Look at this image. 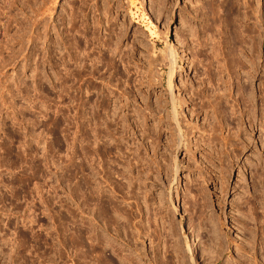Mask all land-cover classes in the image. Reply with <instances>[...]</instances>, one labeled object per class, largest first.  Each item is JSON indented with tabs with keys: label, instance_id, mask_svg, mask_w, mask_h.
<instances>
[{
	"label": "rangeland",
	"instance_id": "rangeland-1",
	"mask_svg": "<svg viewBox=\"0 0 264 264\" xmlns=\"http://www.w3.org/2000/svg\"><path fill=\"white\" fill-rule=\"evenodd\" d=\"M233 3L241 38L259 19L254 119L178 103L177 146L160 60L189 100ZM84 50L114 77L83 82ZM0 264H264V0H0Z\"/></svg>",
	"mask_w": 264,
	"mask_h": 264
},
{
	"label": "bare ground",
	"instance_id": "bare-ground-1",
	"mask_svg": "<svg viewBox=\"0 0 264 264\" xmlns=\"http://www.w3.org/2000/svg\"><path fill=\"white\" fill-rule=\"evenodd\" d=\"M234 5H235L234 3L229 5L228 6V10L226 12L227 17L226 16L225 17L227 18V23L228 24L226 23V21L225 22L223 21L224 23H226L225 24L226 26L229 25V26H227V27H229L228 30L230 31V33L227 32V33H229V36H230L229 41H227V42L223 41L222 39H220L218 37L219 41L212 40V42L213 41L216 42V43H213L212 46H209V43L206 42V41H203L204 43H202V41H201V44L200 43L198 44L199 47H200L199 50H198V53L204 57V59H203L204 62L207 61V63L203 64V65H205V68H204L205 70H204V72H202V73H204V76L203 77L202 76L196 77L198 79V81L194 82V80H193L192 82L194 84L191 82L193 84V85L191 84L192 86H190L186 82H182L183 84L181 86H178V88H180L179 92L180 91H185V94L187 92L190 93L189 96H191V97L187 96L188 98H190L189 100L186 97H181L179 92H178L179 94L177 96V92L174 89V86L176 85V84L174 85V82H175L174 79H175V76H176L177 66L179 65L180 59H181V57L179 55V52L176 49V47L173 44H170L169 45V50H170L169 53L166 56H164V59H163V57H162V59L160 58L161 62L162 61L164 62L165 60H167L166 64L169 67V81H168V84H169V94H170V101H166L165 100V104L163 105L162 103H160V107H162V106L164 107L166 104H169V105L172 106V110H173V117L172 118H173V121H175V123L177 125V129L173 130V132L175 130H177V132L176 133L175 132L172 133V136H175L173 138H175L174 141H176L177 146L178 145L180 146V144L182 143V140L184 138V134H183V130H182L183 126L181 127V123L182 122H181V118L179 117L183 112L179 115L178 103H180V105L183 107V105L189 103L190 100H191V102L194 104L193 106H195L192 109V111L190 110L192 115H198V114H200V112H205V111L208 112L209 110L210 111L212 110L213 111L212 114L214 116L213 118H215L218 122L221 121V123H226V122L230 123V120H232L231 118L237 116L239 113L241 114V112H238L240 110V107H239L240 104H245L246 105L247 103H249L247 105V107L250 106V108L248 109L249 115L248 114L247 115L249 117H251V119L252 118L254 119L253 115L255 114V105L254 104H255V93L256 92L254 91L253 80H254V78H256V74H258L257 71L259 70L258 69L259 67H257L258 65L256 64V59L259 57V55H257V57H255V55L259 54V53H257V50H256V43L257 42H255L256 38H258V37H254L253 33H254L255 30L256 31L259 30V29L257 30V28H256L258 26V25L256 26V24L259 22V19H258V17H256L255 27L254 26L252 27L253 29L255 28L254 31L251 28L247 30L248 36L251 38V44L250 45L248 44V46H246L247 43H249V42H247V43L245 42L244 43V39L247 36L242 37V38L240 37V33H242V31H244V29L242 28L243 30L239 31V29H241V27L240 28L238 27V24H237L238 20L237 19H238V16H240V15H238L237 9H235L236 7ZM8 6H9V4H8ZM245 15H246V17H248V19H250L248 14H245ZM216 16H217V14H216ZM220 16H221V14H220ZM240 18H242V17H239V19ZM239 21H238V23H239ZM240 24H242V22ZM253 25H254V23H253ZM227 27H226V29H227ZM224 29H222L223 32L226 31ZM220 31L221 30H219V33H220ZM222 31H221L222 35L220 33L221 36H223V32ZM255 35H257V34H255ZM250 38H247V39H250ZM241 39H243L242 40L243 42L241 41ZM247 39H245V40H247ZM85 40L87 42V39H85ZM241 43H243V44H241ZM107 45H109L110 48H111V43L110 44L106 43V46ZM258 46L259 45H257V47ZM113 50L114 49L112 48L110 50V52L113 51ZM86 51L84 50V52H82L83 54L81 53L82 54V56H81L82 58H81V60L79 62L81 64V67H80V70H78L79 78L81 80H83V82L85 80V77L87 75H90V74L93 75L94 77L96 76V77L100 78V80L101 79L103 80L105 78L104 77L105 73L109 74L108 79L110 77H114L115 71H114V74H113V69L115 68V66L117 67V65H114L115 62L113 63L112 62L113 60L111 61V59H108V61L106 62L104 59L107 60V58H104L102 55H101V58L100 57L96 58L94 56L95 58L92 57L93 58L92 59L90 56H92L91 54H94L95 52L94 53L91 52V54H90L89 52H86ZM115 51H116V48H115ZM244 52H246L247 54L249 53V55H246ZM113 54H114V51H113ZM115 54H116V52H115ZM102 57L104 59H102ZM120 58H119V60H120ZM89 60H91L90 63H88ZM125 60L126 59H124V56H123L122 57V61H121L122 63H120V61H119V63H120V65L122 64V66L124 67V68L122 67L123 70L126 69L129 72L130 71L129 70L130 69L129 63H131V62H129V61L127 62ZM202 61H199V62L203 63ZM101 63H102V65L100 67ZM257 63H258V60H257ZM78 66H80V65H78ZM88 72L90 74H87ZM120 74H122V73H119V75ZM117 80L119 81L120 79H117ZM109 81H111V80H108V82ZM195 83H198V84H196V86H195ZM126 84L129 85L130 82H126ZM131 85H133V84L131 83ZM129 87H130V85H129ZM131 87H133V86H131ZM132 90L133 89L131 88V91ZM126 91L124 89L122 91V94H125V95L130 94V93H127L129 91H127V92ZM183 115H184V113H183ZM242 118L243 117L241 116L240 120H242ZM189 119L191 120V118H188V120ZM251 119H249L250 122H252ZM216 120H214V121H216ZM214 123H217V122H214ZM240 123H242V122H240ZM192 125H190V126H192ZM192 128H194V126H192ZM214 128H216L215 125H214ZM216 130H217V128H216ZM239 130H241V129H239ZM203 132H205V131H203ZM185 133H187V132H185ZM178 137H179V139H178ZM179 174H180V172H179V170H177V175H179ZM193 244H196V239L195 238L193 239Z\"/></svg>",
	"mask_w": 264,
	"mask_h": 264
}]
</instances>
